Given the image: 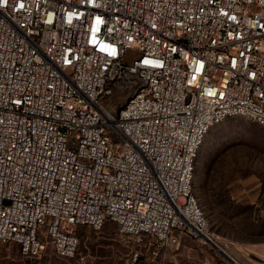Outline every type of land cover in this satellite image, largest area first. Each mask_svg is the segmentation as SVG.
I'll use <instances>...</instances> for the list:
<instances>
[{
    "label": "built area",
    "instance_id": "2783aa9c",
    "mask_svg": "<svg viewBox=\"0 0 264 264\" xmlns=\"http://www.w3.org/2000/svg\"><path fill=\"white\" fill-rule=\"evenodd\" d=\"M232 117L264 128V0H0V242L204 237L195 159Z\"/></svg>",
    "mask_w": 264,
    "mask_h": 264
},
{
    "label": "rangeland",
    "instance_id": "374dc122",
    "mask_svg": "<svg viewBox=\"0 0 264 264\" xmlns=\"http://www.w3.org/2000/svg\"><path fill=\"white\" fill-rule=\"evenodd\" d=\"M193 192L207 220L205 237L161 248L149 235L122 236L117 225L77 228L79 257L91 264H264V128L243 117L214 125L198 149ZM222 254L232 258L231 262ZM46 240L32 264H75ZM0 264H30L19 247L0 242Z\"/></svg>",
    "mask_w": 264,
    "mask_h": 264
},
{
    "label": "water",
    "instance_id": "95a60500",
    "mask_svg": "<svg viewBox=\"0 0 264 264\" xmlns=\"http://www.w3.org/2000/svg\"><path fill=\"white\" fill-rule=\"evenodd\" d=\"M222 255L231 262V260H232L231 257H229L228 255H225V254H222Z\"/></svg>",
    "mask_w": 264,
    "mask_h": 264
},
{
    "label": "bare ground",
    "instance_id": "6f19581e",
    "mask_svg": "<svg viewBox=\"0 0 264 264\" xmlns=\"http://www.w3.org/2000/svg\"><path fill=\"white\" fill-rule=\"evenodd\" d=\"M204 237L206 236V235H203Z\"/></svg>",
    "mask_w": 264,
    "mask_h": 264
},
{
    "label": "trees",
    "instance_id": "16d2710c",
    "mask_svg": "<svg viewBox=\"0 0 264 264\" xmlns=\"http://www.w3.org/2000/svg\"><path fill=\"white\" fill-rule=\"evenodd\" d=\"M107 223V222H106Z\"/></svg>",
    "mask_w": 264,
    "mask_h": 264
}]
</instances>
